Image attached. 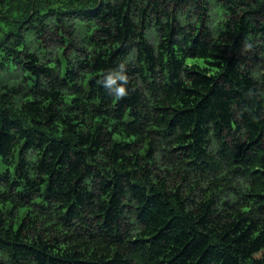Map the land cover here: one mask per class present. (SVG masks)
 Instances as JSON below:
<instances>
[{
	"label": "trees",
	"instance_id": "16d2710c",
	"mask_svg": "<svg viewBox=\"0 0 264 264\" xmlns=\"http://www.w3.org/2000/svg\"><path fill=\"white\" fill-rule=\"evenodd\" d=\"M0 264H264V0H0Z\"/></svg>",
	"mask_w": 264,
	"mask_h": 264
},
{
	"label": "clouds",
	"instance_id": "9594fccd",
	"mask_svg": "<svg viewBox=\"0 0 264 264\" xmlns=\"http://www.w3.org/2000/svg\"><path fill=\"white\" fill-rule=\"evenodd\" d=\"M120 71L117 72L114 76H109L107 81H106V87L112 89L114 94L117 97H123L127 95V89L124 86V84H120L117 86V81H124L126 82L128 77L124 74V65H120Z\"/></svg>",
	"mask_w": 264,
	"mask_h": 264
},
{
	"label": "rangeland",
	"instance_id": "374dc122",
	"mask_svg": "<svg viewBox=\"0 0 264 264\" xmlns=\"http://www.w3.org/2000/svg\"><path fill=\"white\" fill-rule=\"evenodd\" d=\"M211 15H212V27H213L219 18L218 8L216 7L214 2H212V6H211Z\"/></svg>",
	"mask_w": 264,
	"mask_h": 264
}]
</instances>
